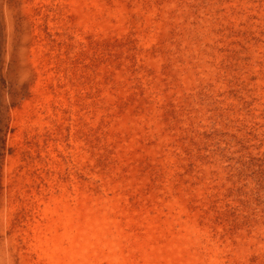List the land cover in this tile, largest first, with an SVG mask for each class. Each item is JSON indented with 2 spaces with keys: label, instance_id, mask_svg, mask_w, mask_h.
<instances>
[{
  "label": "rangeland",
  "instance_id": "obj_1",
  "mask_svg": "<svg viewBox=\"0 0 264 264\" xmlns=\"http://www.w3.org/2000/svg\"><path fill=\"white\" fill-rule=\"evenodd\" d=\"M0 264H264V0H0Z\"/></svg>",
  "mask_w": 264,
  "mask_h": 264
},
{
  "label": "trees",
  "instance_id": "obj_2",
  "mask_svg": "<svg viewBox=\"0 0 264 264\" xmlns=\"http://www.w3.org/2000/svg\"><path fill=\"white\" fill-rule=\"evenodd\" d=\"M0 132H1V126H0ZM2 148L1 138H0V149Z\"/></svg>",
  "mask_w": 264,
  "mask_h": 264
}]
</instances>
